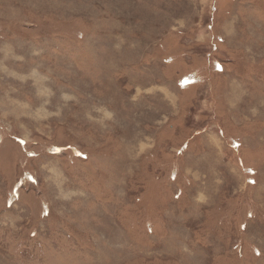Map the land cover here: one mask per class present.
I'll return each instance as SVG.
<instances>
[{
	"label": "rangeland",
	"instance_id": "1",
	"mask_svg": "<svg viewBox=\"0 0 264 264\" xmlns=\"http://www.w3.org/2000/svg\"><path fill=\"white\" fill-rule=\"evenodd\" d=\"M0 264H264V0H0Z\"/></svg>",
	"mask_w": 264,
	"mask_h": 264
}]
</instances>
